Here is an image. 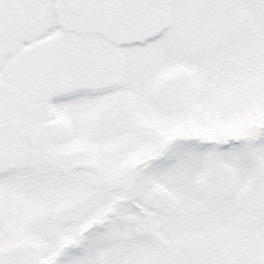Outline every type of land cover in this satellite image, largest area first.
Wrapping results in <instances>:
<instances>
[{
	"label": "snow or ice",
	"instance_id": "6c2138e0",
	"mask_svg": "<svg viewBox=\"0 0 264 264\" xmlns=\"http://www.w3.org/2000/svg\"><path fill=\"white\" fill-rule=\"evenodd\" d=\"M0 264H264V0H0Z\"/></svg>",
	"mask_w": 264,
	"mask_h": 264
}]
</instances>
